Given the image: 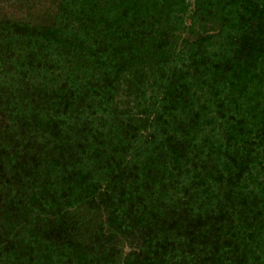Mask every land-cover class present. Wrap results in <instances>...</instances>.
<instances>
[{
	"label": "trees",
	"instance_id": "trees-1",
	"mask_svg": "<svg viewBox=\"0 0 264 264\" xmlns=\"http://www.w3.org/2000/svg\"><path fill=\"white\" fill-rule=\"evenodd\" d=\"M46 2L0 15V264H264V0Z\"/></svg>",
	"mask_w": 264,
	"mask_h": 264
},
{
	"label": "rangeland",
	"instance_id": "rangeland-1",
	"mask_svg": "<svg viewBox=\"0 0 264 264\" xmlns=\"http://www.w3.org/2000/svg\"><path fill=\"white\" fill-rule=\"evenodd\" d=\"M47 0H0V15H5L11 19H21L22 17L34 14L40 15L47 8ZM190 10L193 8V0H188ZM184 30L180 33V37H193L199 28L196 26L194 30L188 29V15L184 16Z\"/></svg>",
	"mask_w": 264,
	"mask_h": 264
}]
</instances>
